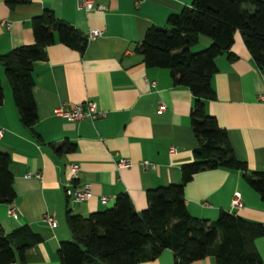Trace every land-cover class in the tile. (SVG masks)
I'll use <instances>...</instances> for the list:
<instances>
[{"label":"crops","instance_id":"1","mask_svg":"<svg viewBox=\"0 0 264 264\" xmlns=\"http://www.w3.org/2000/svg\"><path fill=\"white\" fill-rule=\"evenodd\" d=\"M93 1L100 8L85 11L76 7L75 0H26L13 6L0 0V54L32 42L30 20L43 9L86 36L81 53L55 41L44 47L42 59L31 64L36 137L19 121L0 66V151L10 158L14 191L12 202L0 203V228L10 232L27 225L42 239L26 251L23 264H59L58 242L70 239L65 209L85 216L110 207L119 192L128 195L135 211L144 209L145 191L177 183L180 164L191 160L196 146L189 127L191 93L171 82L168 69L144 66L135 51L149 26L163 25L167 15L191 0ZM91 29L100 33L90 37ZM209 42L199 35L190 50H200ZM230 52L234 59L225 53L213 59L214 95L204 100V108L225 130L233 155L245 162L247 170L264 171V105L257 100L264 93V72L252 62L238 31ZM86 100L103 116L66 120L52 112L60 104L69 107ZM62 141L73 148L57 154L53 147ZM120 158L128 165L117 166ZM142 161L151 166H143ZM70 163L78 168L74 178L66 173ZM82 184L89 186L88 198L76 201L66 195V188ZM234 191L240 195L239 208L231 204ZM183 198L192 217L214 220L224 210L264 228V202L239 171L218 167L197 172L184 185ZM45 214L53 218V227L43 220ZM253 244L264 264V229ZM137 264H174L173 255L162 249ZM188 264L216 262L208 255Z\"/></svg>","mask_w":264,"mask_h":264},{"label":"trees","instance_id":"2","mask_svg":"<svg viewBox=\"0 0 264 264\" xmlns=\"http://www.w3.org/2000/svg\"><path fill=\"white\" fill-rule=\"evenodd\" d=\"M25 1L4 0L8 6ZM30 29L32 42L0 54V66L19 121L36 137L31 64L42 59L44 47L55 41L81 53L86 36L49 9L31 18ZM235 31L254 65L264 72V0H191L167 15L163 25L145 30L135 47L144 66L168 69L171 82L185 86L192 95L188 114L196 141L192 158L180 164L177 183L147 189L146 206L138 212L125 192L116 194L110 207L85 216L65 209L70 239L58 242L59 264H137L154 258L162 249L172 252L174 264H188L208 255L216 264H261L253 244L263 233L261 223L224 210L214 220L195 218L188 214L183 198V187L195 173L224 167L239 171L264 202V171L247 170L245 162L233 155L225 130L204 108V100L214 95L210 86L213 59L223 53L234 59L230 45ZM199 35L210 42L191 51ZM72 148V143L62 141L53 150L61 154ZM9 163L8 154L0 151V203L14 199ZM41 240L27 225L10 232L0 228V264H23L26 251Z\"/></svg>","mask_w":264,"mask_h":264},{"label":"built area","instance_id":"3","mask_svg":"<svg viewBox=\"0 0 264 264\" xmlns=\"http://www.w3.org/2000/svg\"><path fill=\"white\" fill-rule=\"evenodd\" d=\"M75 5L77 8L83 9L85 11L91 10L93 8L99 9L100 6L95 4L93 0H75ZM100 33V31L96 29H91L89 31V36L93 37ZM153 84V82H151ZM257 100L264 105V93L258 95ZM162 109V106L158 108V111ZM53 114L59 117H62L66 120H81V119H95L103 116V113L96 109L95 104L90 101L86 100L83 102L73 103L69 107L65 106L64 104H60L53 109ZM2 133V128L0 127V135ZM170 153L174 151L173 148H169L168 150ZM141 164L143 166H151V164L147 161H142ZM117 166H127L128 162L120 158L116 162ZM78 168L77 165L74 163H70L66 167V173L68 178L76 177V172ZM37 176V175H35ZM65 193L67 196L72 197L73 200L79 201L89 197L90 191L88 184H82L81 186H71L65 189ZM101 201L105 200V197H100ZM231 204L235 208H239L241 206V199L240 195L237 191L232 193ZM8 212L12 213L13 209L10 208ZM43 220L50 226L53 227L55 222L53 218L47 214L43 215Z\"/></svg>","mask_w":264,"mask_h":264}]
</instances>
